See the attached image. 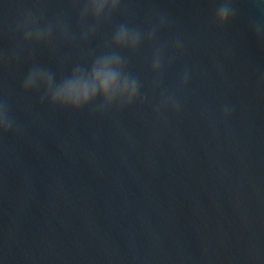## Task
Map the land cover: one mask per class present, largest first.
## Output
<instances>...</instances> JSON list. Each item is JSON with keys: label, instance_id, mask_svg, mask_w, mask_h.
Segmentation results:
<instances>
[{"label": "water", "instance_id": "obj_1", "mask_svg": "<svg viewBox=\"0 0 264 264\" xmlns=\"http://www.w3.org/2000/svg\"><path fill=\"white\" fill-rule=\"evenodd\" d=\"M85 3L0 0V264H264V0H232L223 27L218 0H119L98 19ZM28 13L47 40L22 43ZM121 24L135 49L111 46ZM112 52L140 84L128 107L22 88L34 68L88 79Z\"/></svg>", "mask_w": 264, "mask_h": 264}, {"label": "clouds", "instance_id": "obj_2", "mask_svg": "<svg viewBox=\"0 0 264 264\" xmlns=\"http://www.w3.org/2000/svg\"><path fill=\"white\" fill-rule=\"evenodd\" d=\"M119 0H86L81 11V18L91 14L98 19L107 9L108 13L114 11ZM235 9L232 0H218L215 9L213 22L218 27H223L230 22L234 16ZM163 22V21H162ZM59 26V25H58ZM17 30L23 33L22 43L29 41L40 42L47 40L51 35L52 26L44 28L37 27L36 19L28 13L21 23L17 25ZM63 31V28H61ZM154 35V31L149 33V38ZM253 35L264 42V28L254 25ZM141 40V34L136 29H131L127 25L121 24L116 30L112 47L135 49ZM161 55L157 51L152 60V71L158 72L161 66ZM88 69L77 66L70 76L61 80L59 87H53V75L42 69H32L23 81L22 88L29 91L43 87L44 98L54 107L71 109L73 111L82 109L96 100L97 93L101 96L100 111L117 107H128L136 101L140 84L136 77L125 71V61L116 52L97 57L91 64L90 78L86 79L84 73ZM38 78H42L38 82ZM188 81L187 72L180 80V87H184ZM163 106L177 108L179 105L173 97L163 100ZM159 112V109H157ZM227 109L225 110V115ZM14 121L11 119L6 103L0 101V134H7L13 129Z\"/></svg>", "mask_w": 264, "mask_h": 264}]
</instances>
